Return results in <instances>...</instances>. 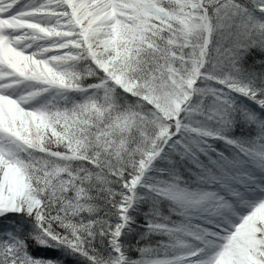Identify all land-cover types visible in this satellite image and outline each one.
<instances>
[{
	"label": "snow or ice",
	"instance_id": "obj_1",
	"mask_svg": "<svg viewBox=\"0 0 264 264\" xmlns=\"http://www.w3.org/2000/svg\"><path fill=\"white\" fill-rule=\"evenodd\" d=\"M0 264H264V0H0Z\"/></svg>",
	"mask_w": 264,
	"mask_h": 264
}]
</instances>
